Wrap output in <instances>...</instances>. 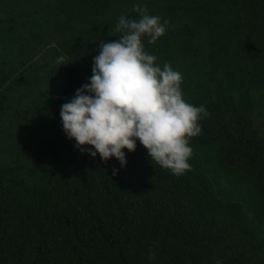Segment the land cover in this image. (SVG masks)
<instances>
[{
    "label": "trees",
    "instance_id": "16d2710c",
    "mask_svg": "<svg viewBox=\"0 0 264 264\" xmlns=\"http://www.w3.org/2000/svg\"><path fill=\"white\" fill-rule=\"evenodd\" d=\"M137 2L169 21L145 50L207 110L180 175L139 141L121 167L62 129ZM217 261L264 264V0H0V264Z\"/></svg>",
    "mask_w": 264,
    "mask_h": 264
},
{
    "label": "clouds",
    "instance_id": "9594fccd",
    "mask_svg": "<svg viewBox=\"0 0 264 264\" xmlns=\"http://www.w3.org/2000/svg\"><path fill=\"white\" fill-rule=\"evenodd\" d=\"M133 11L138 18H117L119 38L99 43L88 82L61 105L62 129L82 153L99 154L105 162L114 157L121 167L127 164L124 149L135 151L139 141L152 164L180 175L191 167L189 141L201 133L198 121L207 110L184 99L178 70L168 62L161 67L145 50L144 38L155 43L169 21L150 14L142 2L133 4ZM65 61L63 55L55 58L58 67Z\"/></svg>",
    "mask_w": 264,
    "mask_h": 264
}]
</instances>
